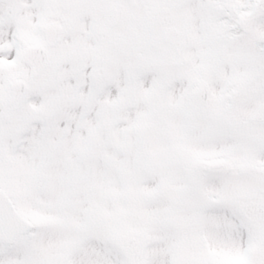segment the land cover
<instances>
[{
  "label": "snow or ice",
  "instance_id": "6c2138e0",
  "mask_svg": "<svg viewBox=\"0 0 264 264\" xmlns=\"http://www.w3.org/2000/svg\"><path fill=\"white\" fill-rule=\"evenodd\" d=\"M0 264H264V0H0Z\"/></svg>",
  "mask_w": 264,
  "mask_h": 264
}]
</instances>
